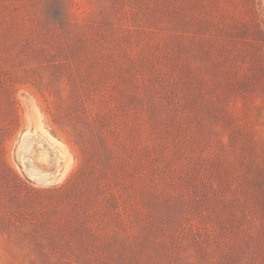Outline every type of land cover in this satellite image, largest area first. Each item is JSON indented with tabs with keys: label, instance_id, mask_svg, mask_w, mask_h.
<instances>
[{
	"label": "rangeland",
	"instance_id": "1",
	"mask_svg": "<svg viewBox=\"0 0 264 264\" xmlns=\"http://www.w3.org/2000/svg\"><path fill=\"white\" fill-rule=\"evenodd\" d=\"M241 174L264 209V0H0V264H264Z\"/></svg>",
	"mask_w": 264,
	"mask_h": 264
},
{
	"label": "trees",
	"instance_id": "2",
	"mask_svg": "<svg viewBox=\"0 0 264 264\" xmlns=\"http://www.w3.org/2000/svg\"><path fill=\"white\" fill-rule=\"evenodd\" d=\"M258 174L254 175L251 181L250 191L246 183L245 174H241V178L236 186V196L234 199V227L236 236H243L247 230H251L253 237L258 242L256 247H260V243L264 239V209L260 206L258 198H262L260 194L261 183ZM264 199V198H263ZM260 205V206H259Z\"/></svg>",
	"mask_w": 264,
	"mask_h": 264
},
{
	"label": "bare ground",
	"instance_id": "3",
	"mask_svg": "<svg viewBox=\"0 0 264 264\" xmlns=\"http://www.w3.org/2000/svg\"><path fill=\"white\" fill-rule=\"evenodd\" d=\"M49 139L42 131L40 134L38 132L34 133L33 145L30 149L29 155L26 156L20 152V160L24 169L30 165L34 164L40 170H52L53 175L49 179L50 183H57L64 177V171H58L54 165V155L49 146H47L46 141ZM51 140V139H50ZM21 147V145H18Z\"/></svg>",
	"mask_w": 264,
	"mask_h": 264
}]
</instances>
